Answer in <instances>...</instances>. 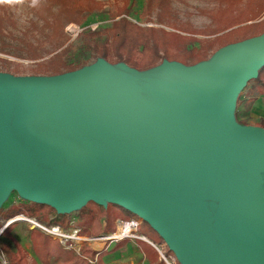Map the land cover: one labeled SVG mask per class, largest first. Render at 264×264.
Wrapping results in <instances>:
<instances>
[{
  "label": "water",
  "instance_id": "water-1",
  "mask_svg": "<svg viewBox=\"0 0 264 264\" xmlns=\"http://www.w3.org/2000/svg\"><path fill=\"white\" fill-rule=\"evenodd\" d=\"M98 60L0 73V203L16 189L58 215L113 204L181 264H264V129L225 120L264 66V33L193 66Z\"/></svg>",
  "mask_w": 264,
  "mask_h": 264
},
{
  "label": "trees",
  "instance_id": "trees-1",
  "mask_svg": "<svg viewBox=\"0 0 264 264\" xmlns=\"http://www.w3.org/2000/svg\"><path fill=\"white\" fill-rule=\"evenodd\" d=\"M25 1L36 19L42 22L40 31L47 30L46 39L51 48L46 51L42 42L24 40L22 46L16 48L1 42L0 52L16 56L25 53V58L31 60L43 58L42 53H50L52 56L48 62L37 65L35 70L48 73L49 76L79 69L87 64L89 56L103 58L109 63H123L137 71L153 68L164 60L193 66L207 60L224 46L264 33V19H261L264 16V0H217V7L214 10L200 11V14L207 16L211 23V26L204 29H194L188 23H176L174 16L171 15L172 0H145L143 11L146 12V19L149 20L155 11V22L160 25L166 24L168 29L143 27L127 16L118 15V19H114L104 31L87 29L80 33L77 39L69 41L64 28L69 23L79 26L84 23L93 12L89 0ZM7 5L8 0H0V31L7 15ZM97 7L101 8L102 5L97 3ZM125 12L128 14V11ZM18 51L21 53L18 54ZM248 83H252L257 92L264 95V66L259 69L257 77ZM240 101L241 97L237 99V104ZM119 211L126 210L113 204L103 208L89 202L74 215L80 220L83 236H98L114 231L113 223L119 218L117 216ZM0 214L5 221L22 215L34 218L40 223L60 227L65 226L71 216L58 215L48 205L28 201L11 204L4 211L0 210ZM13 228L14 225H9L1 233V236L10 240L14 246L13 249L6 244L1 246L9 264H36L35 260L29 261L24 248L10 235ZM29 238L35 257L46 264L50 259L54 264H91L90 261L94 264H104L103 258L117 251L123 243L119 242L111 250L104 249L99 252L89 247H81L79 253H75L64 250L57 240L36 228L30 231ZM149 240L154 243L153 240ZM137 244L149 264H164L159 261V255L151 245L142 240H137Z\"/></svg>",
  "mask_w": 264,
  "mask_h": 264
},
{
  "label": "rangeland",
  "instance_id": "rangeland-1",
  "mask_svg": "<svg viewBox=\"0 0 264 264\" xmlns=\"http://www.w3.org/2000/svg\"><path fill=\"white\" fill-rule=\"evenodd\" d=\"M89 2L93 6V12L86 18L84 23L81 26L75 23H69L65 26L64 32L68 36L69 41L77 39L78 35L87 29L104 31V29L108 28L111 25L114 19H118V15L127 16L131 21L143 27L154 26L168 29L166 24L160 25L155 22V11L152 13L151 17H149L150 21L146 19V12L143 11L145 0H89ZM97 3H100L102 7H97ZM216 7L217 0H172L171 15L174 16V21L178 24L188 23L194 29H204L208 26H211V23L210 19L207 16L200 14V11H212ZM6 10L7 15L0 31V44L2 42L4 44L12 45L16 48L21 47L24 40H37L43 43V48L46 51L50 50V44L46 39L47 30L40 31L39 28L42 25V22L36 19L34 14L31 12L29 4L25 0H17V2L15 3L8 2ZM125 11H128V14ZM261 19H264V16ZM198 37L201 38L200 36ZM14 52L16 51L14 50ZM17 53L20 54L21 51H18ZM42 55L43 58L41 59L31 60L25 58V53H21L19 56H16L13 54L0 52V73L10 74L18 77L49 76L48 73L35 71L37 70V65L47 63L49 58L52 56V54L46 52L42 53ZM101 62L102 61H99L98 58L89 56V60L87 59V64L74 71L80 70L84 67H92L100 64ZM105 62L115 68H119L121 66V64L119 63H109V61L107 60H105ZM239 97H241V101L239 102V104H237V99ZM225 120H229L232 123L235 122L239 126H243L246 128L264 129L262 127L264 126V95H260L257 92L256 88L252 85V83L247 82L235 95L234 108L233 110L229 111ZM19 201L26 200L18 194L16 189H12L7 193L4 200L0 203V210L4 211L11 204L16 205ZM87 203H85L83 207L86 206ZM77 211L78 210L72 211L70 220L65 223V226L60 227L63 231L71 232L72 227L69 225L70 221H74L77 227L82 229L79 225L80 220L77 216L74 215V213ZM117 216L119 218H117L113 223L114 230L115 224L119 219L139 220L137 216L128 211H119ZM20 218L25 220H15ZM32 219L34 218H27L22 215L10 219L12 221L15 220V222L10 224L14 225V228L10 232V235L14 237L16 241L24 248L28 255L29 261L35 260L36 264H46L35 257L31 248L29 234L30 231L34 229L32 228L34 226L30 221L26 220L32 221ZM10 220L5 221L0 214V230ZM38 223L40 224V222ZM41 224L50 226L47 223ZM155 233L146 225V223L140 220L137 235H143L146 236L144 237L145 239L153 240L154 243L150 240L149 241L155 247H158L160 249V251L167 258L170 264H181L174 253L168 249L165 242L158 236L157 233ZM122 242L123 243L121 247L116 252L103 258L104 264H148V261L143 256L142 250L137 244V240L128 239ZM72 243L73 248L66 251L79 253L81 247H89L99 252L104 249L111 250L115 246V244L113 243L102 246V244H99L97 242H83L81 240H77V242L74 241ZM3 244L8 245L10 249L14 248L13 243L0 234V256H5L7 259L6 253L1 248ZM159 261L163 262V258H161L160 255ZM90 262L91 264H94V262ZM7 264H9L8 259ZM47 264H54V261L50 259L48 260Z\"/></svg>",
  "mask_w": 264,
  "mask_h": 264
},
{
  "label": "built area",
  "instance_id": "built-area-1",
  "mask_svg": "<svg viewBox=\"0 0 264 264\" xmlns=\"http://www.w3.org/2000/svg\"><path fill=\"white\" fill-rule=\"evenodd\" d=\"M30 222L33 224L34 228L38 229L45 235L51 237L52 239H56L59 244L63 247L65 250H69L73 248L74 241L77 242V240H81L83 242H97L99 244H102V246H106L108 244H117L119 242H122L124 240L128 239H135V240H143L144 238L142 236H138V227L140 223V219H130V220H117L115 224V230L113 232L108 233H102L98 236H83L81 234V229L77 227L76 223L74 221H70L69 225L72 227L71 232L63 231L60 226L57 225H50L45 226L43 224H39L36 220L32 219ZM155 247V246H154ZM157 251L159 252V255L161 258H163V262L165 264H170L167 260V258L162 254L160 249L158 247H155ZM78 253V252H76ZM0 264H7V259L5 256H0Z\"/></svg>",
  "mask_w": 264,
  "mask_h": 264
},
{
  "label": "clouds",
  "instance_id": "clouds-1",
  "mask_svg": "<svg viewBox=\"0 0 264 264\" xmlns=\"http://www.w3.org/2000/svg\"><path fill=\"white\" fill-rule=\"evenodd\" d=\"M8 2L15 3V2H17V0H8Z\"/></svg>",
  "mask_w": 264,
  "mask_h": 264
},
{
  "label": "crops",
  "instance_id": "crops-1",
  "mask_svg": "<svg viewBox=\"0 0 264 264\" xmlns=\"http://www.w3.org/2000/svg\"><path fill=\"white\" fill-rule=\"evenodd\" d=\"M144 238V237H143ZM145 239V238H144ZM145 240H147V239H145ZM142 241H144V240H142ZM147 241H149V240H147ZM145 242V241H144ZM150 242V241H149ZM121 247V246H120ZM116 252V251H115ZM144 256V255H143ZM148 264H149V262H148Z\"/></svg>",
  "mask_w": 264,
  "mask_h": 264
},
{
  "label": "bare ground",
  "instance_id": "bare-ground-1",
  "mask_svg": "<svg viewBox=\"0 0 264 264\" xmlns=\"http://www.w3.org/2000/svg\"><path fill=\"white\" fill-rule=\"evenodd\" d=\"M20 219H22V218H20ZM23 220H25V219H23ZM26 221H30V220H26Z\"/></svg>",
  "mask_w": 264,
  "mask_h": 264
}]
</instances>
